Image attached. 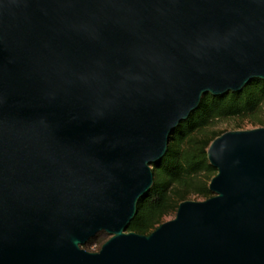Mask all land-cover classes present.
I'll list each match as a JSON object with an SVG mask.
<instances>
[{"label": "water", "instance_id": "obj_1", "mask_svg": "<svg viewBox=\"0 0 264 264\" xmlns=\"http://www.w3.org/2000/svg\"><path fill=\"white\" fill-rule=\"evenodd\" d=\"M256 80L264 0H0V264H264V127L210 144L212 198L128 232L173 133Z\"/></svg>", "mask_w": 264, "mask_h": 264}, {"label": "trees", "instance_id": "obj_2", "mask_svg": "<svg viewBox=\"0 0 264 264\" xmlns=\"http://www.w3.org/2000/svg\"><path fill=\"white\" fill-rule=\"evenodd\" d=\"M229 120L240 121L237 129L245 121L264 127V81H254L239 94L203 98L200 108L171 136L164 160L153 165L155 183L139 202L138 214L128 232L150 235L167 217L177 214L182 202L191 197L205 201L214 196L209 185L217 171L209 163L207 150L226 132L211 128Z\"/></svg>", "mask_w": 264, "mask_h": 264}, {"label": "rangeland", "instance_id": "obj_3", "mask_svg": "<svg viewBox=\"0 0 264 264\" xmlns=\"http://www.w3.org/2000/svg\"><path fill=\"white\" fill-rule=\"evenodd\" d=\"M239 123L240 121L238 120H229V121L219 122L214 127H212L211 130L218 131V132H228V131H234V130H252V129L261 128L260 126H254L250 122L245 121L243 122V126H241V129H237ZM190 200L204 201L196 197H191ZM175 217L176 215L169 216L165 219V222L173 220ZM109 238H110L109 235L102 232L97 236L94 243L85 245L82 248L89 252H99L101 247L104 245L105 242L109 240Z\"/></svg>", "mask_w": 264, "mask_h": 264}]
</instances>
